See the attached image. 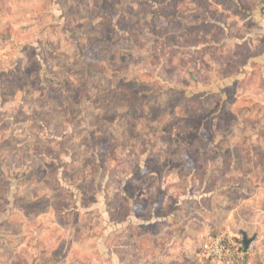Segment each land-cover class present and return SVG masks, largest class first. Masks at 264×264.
Returning a JSON list of instances; mask_svg holds the SVG:
<instances>
[{
  "label": "rangeland",
  "instance_id": "374dc122",
  "mask_svg": "<svg viewBox=\"0 0 264 264\" xmlns=\"http://www.w3.org/2000/svg\"><path fill=\"white\" fill-rule=\"evenodd\" d=\"M223 8L0 0V264H210L226 228L264 264V36Z\"/></svg>",
  "mask_w": 264,
  "mask_h": 264
},
{
  "label": "crops",
  "instance_id": "0c3cea01",
  "mask_svg": "<svg viewBox=\"0 0 264 264\" xmlns=\"http://www.w3.org/2000/svg\"><path fill=\"white\" fill-rule=\"evenodd\" d=\"M228 3L233 5V10L231 12L226 10L227 8H223L222 12L224 13V22L223 20L215 21L221 24L223 28L226 30L225 32L228 33L223 41L225 42H243L247 49H254L259 40L262 36H264V19L259 12V0H228ZM230 18L233 19L234 28H239L240 33L239 35L232 34L231 26L229 23ZM228 22V23H227ZM259 57V56H258ZM256 58L251 57L247 59L246 65H252L251 63H255ZM150 220V219H149ZM160 220V218L153 219L155 222ZM142 224L139 228L141 231L139 232L141 235L145 234V239L150 237L149 232L146 229V226L150 224L148 220H142ZM136 229V228H135ZM182 243L183 238L181 239Z\"/></svg>",
  "mask_w": 264,
  "mask_h": 264
},
{
  "label": "built area",
  "instance_id": "2783aa9c",
  "mask_svg": "<svg viewBox=\"0 0 264 264\" xmlns=\"http://www.w3.org/2000/svg\"><path fill=\"white\" fill-rule=\"evenodd\" d=\"M259 12L264 19V0H259ZM251 247L250 241L247 251ZM246 252L242 251V240L227 228L207 236L200 244V256L210 264H237Z\"/></svg>",
  "mask_w": 264,
  "mask_h": 264
},
{
  "label": "water",
  "instance_id": "95a60500",
  "mask_svg": "<svg viewBox=\"0 0 264 264\" xmlns=\"http://www.w3.org/2000/svg\"><path fill=\"white\" fill-rule=\"evenodd\" d=\"M249 242L250 241L248 239H246V238L242 239V251H244V252L247 251V247H248Z\"/></svg>",
  "mask_w": 264,
  "mask_h": 264
},
{
  "label": "trees",
  "instance_id": "16d2710c",
  "mask_svg": "<svg viewBox=\"0 0 264 264\" xmlns=\"http://www.w3.org/2000/svg\"><path fill=\"white\" fill-rule=\"evenodd\" d=\"M204 241V240H203Z\"/></svg>",
  "mask_w": 264,
  "mask_h": 264
}]
</instances>
